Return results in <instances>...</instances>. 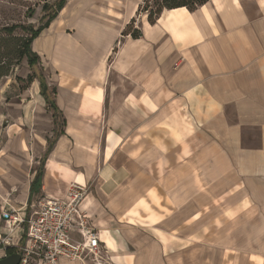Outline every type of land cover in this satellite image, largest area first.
<instances>
[{
  "label": "crops",
  "instance_id": "0c3cea01",
  "mask_svg": "<svg viewBox=\"0 0 264 264\" xmlns=\"http://www.w3.org/2000/svg\"><path fill=\"white\" fill-rule=\"evenodd\" d=\"M143 2L66 0L33 40L46 94L8 102L0 204L83 186L99 248L60 264H264V0Z\"/></svg>",
  "mask_w": 264,
  "mask_h": 264
},
{
  "label": "built area",
  "instance_id": "2783aa9c",
  "mask_svg": "<svg viewBox=\"0 0 264 264\" xmlns=\"http://www.w3.org/2000/svg\"><path fill=\"white\" fill-rule=\"evenodd\" d=\"M84 197L85 188L74 184L65 198L40 201L30 212L8 202L0 204V215L8 229L2 242L10 244L12 237L26 236L29 245L18 251L23 255L22 264L32 259L37 264H60L62 258L84 261L100 244L98 231L81 209Z\"/></svg>",
  "mask_w": 264,
  "mask_h": 264
},
{
  "label": "rangeland",
  "instance_id": "374dc122",
  "mask_svg": "<svg viewBox=\"0 0 264 264\" xmlns=\"http://www.w3.org/2000/svg\"><path fill=\"white\" fill-rule=\"evenodd\" d=\"M8 1L11 2L9 3ZM8 1H0V23L7 20L10 24L15 23L36 28L46 21L49 13L51 14L55 10L56 5L60 0H38V3H36L35 0L29 3L23 2L22 0ZM30 5L32 8L28 10ZM15 33V35L21 36L24 34V31L18 29ZM39 62L32 68L29 67L26 57L16 60L11 75L4 77L0 81V150L6 140V128L10 123L9 118H7L8 102L17 98L18 95L24 92V90L32 88L34 81L29 83L27 77L30 74L36 77H38L39 74L41 75L40 69L38 68ZM61 122V117L58 122L57 119H55V133L60 130ZM7 231L8 229L6 228L5 223L2 222L0 224V253H2V250L18 252L23 247L29 245V241L25 235L21 238L12 237L10 239V244H4L2 240L7 237ZM29 264H37V261L32 259Z\"/></svg>",
  "mask_w": 264,
  "mask_h": 264
},
{
  "label": "trees",
  "instance_id": "16d2710c",
  "mask_svg": "<svg viewBox=\"0 0 264 264\" xmlns=\"http://www.w3.org/2000/svg\"><path fill=\"white\" fill-rule=\"evenodd\" d=\"M0 1H8V0H0ZM23 2H32L33 0H22ZM210 0H144L143 4L140 6L139 11L148 14V19L151 23H155L160 15L162 14L164 9H173L185 7L189 11H195L202 5L206 4ZM9 3L11 1H8ZM38 3V0H35ZM66 0H60L56 5L55 10L47 17L46 21L43 24H40L38 27H28L26 25L9 23L7 20L0 23V81L9 75H11L12 70L16 64V60H20L23 57H26L28 64L30 67L35 66L40 58L37 53L32 50V42L33 40L46 28L49 26L52 20H54L61 9L64 7ZM46 6V5H45ZM44 6V8H45ZM31 5L28 7V10L31 9ZM33 10V9H32ZM20 29L24 31V34L21 36L15 35L16 31ZM128 33H130L133 37L137 38L142 35L140 29L134 28L130 25L127 29ZM36 76L29 75L27 77V81L32 83ZM42 92L46 94L45 82L43 77H40ZM53 108L54 105L52 106ZM57 122L60 119L59 114L55 115ZM60 125V124H59ZM62 125L61 122L60 130L55 133L54 137L57 138L62 133ZM58 126V123H57ZM54 140L50 141V145L48 147L47 153L51 151ZM44 161L42 160V163ZM8 254L13 251H7Z\"/></svg>",
  "mask_w": 264,
  "mask_h": 264
},
{
  "label": "water",
  "instance_id": "95a60500",
  "mask_svg": "<svg viewBox=\"0 0 264 264\" xmlns=\"http://www.w3.org/2000/svg\"><path fill=\"white\" fill-rule=\"evenodd\" d=\"M23 255L20 252H12L0 258V264H22Z\"/></svg>",
  "mask_w": 264,
  "mask_h": 264
}]
</instances>
